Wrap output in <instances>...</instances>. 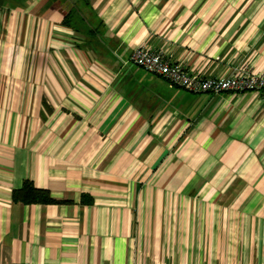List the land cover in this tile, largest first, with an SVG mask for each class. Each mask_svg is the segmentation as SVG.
I'll use <instances>...</instances> for the list:
<instances>
[{
  "label": "crops",
  "instance_id": "1",
  "mask_svg": "<svg viewBox=\"0 0 264 264\" xmlns=\"http://www.w3.org/2000/svg\"><path fill=\"white\" fill-rule=\"evenodd\" d=\"M143 45L263 70L264 0H0V264H264V95ZM27 179L60 202L13 201Z\"/></svg>",
  "mask_w": 264,
  "mask_h": 264
},
{
  "label": "built area",
  "instance_id": "2",
  "mask_svg": "<svg viewBox=\"0 0 264 264\" xmlns=\"http://www.w3.org/2000/svg\"><path fill=\"white\" fill-rule=\"evenodd\" d=\"M131 60L145 71L163 76L171 84L190 91L237 94L257 91L264 95V69L248 71L237 67L226 76H203L173 62L164 51L145 45L133 52Z\"/></svg>",
  "mask_w": 264,
  "mask_h": 264
},
{
  "label": "trees",
  "instance_id": "3",
  "mask_svg": "<svg viewBox=\"0 0 264 264\" xmlns=\"http://www.w3.org/2000/svg\"><path fill=\"white\" fill-rule=\"evenodd\" d=\"M75 9H71L65 19V22L72 25L74 28L78 25V16H76ZM13 201L22 202L25 204L35 203H59L60 201L54 199L50 191L46 188L37 187L31 180H25L20 188L14 189L12 192ZM23 264V263H14Z\"/></svg>",
  "mask_w": 264,
  "mask_h": 264
}]
</instances>
